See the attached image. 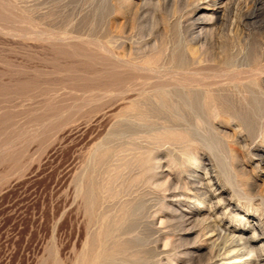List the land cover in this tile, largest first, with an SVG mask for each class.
<instances>
[{
    "label": "rangeland",
    "instance_id": "rangeland-1",
    "mask_svg": "<svg viewBox=\"0 0 264 264\" xmlns=\"http://www.w3.org/2000/svg\"><path fill=\"white\" fill-rule=\"evenodd\" d=\"M213 1L0 0V264H233L210 230L264 231V0Z\"/></svg>",
    "mask_w": 264,
    "mask_h": 264
},
{
    "label": "bare ground",
    "instance_id": "bare-ground-1",
    "mask_svg": "<svg viewBox=\"0 0 264 264\" xmlns=\"http://www.w3.org/2000/svg\"><path fill=\"white\" fill-rule=\"evenodd\" d=\"M217 1L219 0H215L216 3H218ZM223 1V0H222ZM208 2V1H207ZM212 2H214L212 0ZM215 3V4H216ZM229 3V1H228ZM214 4V5H215ZM220 8V7H219ZM209 12V13H208ZM207 13H204L203 17H209V14H212V19L217 17L218 18V14L219 11L216 8H213L212 10H209ZM201 16V18H202ZM222 18V17H221ZM219 18V19H221ZM210 19V18H209ZM206 21V20H205ZM217 21V20H216ZM219 21V20H218ZM201 37V36H200ZM210 169V168H209ZM211 177V176H210ZM207 178V177H206ZM209 179V178H208ZM212 180V179H211ZM199 182V181H198ZM202 181H200L201 183ZM214 182V181H213ZM196 183V182H195ZM216 186V185H215ZM199 187V186H198ZM211 188V186H210ZM223 189V188H222ZM206 191V190H205ZM206 195V194H205ZM193 198V197H192ZM218 199V198H217ZM222 202V201H221ZM216 207V206H215ZM210 209V208H209ZM212 209V208H211ZM210 209V210H211ZM215 209V208H214ZM215 211V210H214ZM227 212V211H226ZM223 213V212H222ZM225 213V212H224ZM211 214V213H210ZM209 216V215H208ZM198 217V216H197ZM211 217V216H210ZM188 218V217H187ZM209 218V217H206ZM205 218V219H206ZM213 218V217H212ZM195 219V218H193ZM198 219V218H197ZM200 219V218H199ZM210 219V218H209ZM187 219L185 218L184 221H186ZM208 220V219H207ZM193 221V220H192ZM191 221V222H192ZM212 221V219H211ZM210 221V222H211ZM190 222V221H189ZM196 222V220H195ZM200 222V221H198ZM197 222V223H198ZM209 221H207L208 223ZM262 222V221H261ZM206 223V222H205ZM213 223V222H212ZM259 223V222H258ZM199 225V223H198ZM206 226V224H204ZM213 225V224H212ZM196 226V225H195ZM204 226V227H205ZM210 226V225H209ZM206 226V227H209ZM212 227V226H211ZM216 227V226H215ZM220 227V228H219ZM217 227L214 230H210L211 232H209L207 235L210 238V241L212 242L213 240H211L212 237H216V239L222 238L225 240V243H223V241H221L222 246H216L213 245L212 248L210 249V253H211V259L213 260V262H219L220 260L225 259L226 260H232L233 264L236 263H242V264H251L252 262H256L255 264H261V261L264 260V231L262 230L261 227H255L254 225V229L252 232L251 236H245V229H241L238 232V235L236 233H233L232 236H230V231H228L227 229L222 228L221 226ZM227 227V226H226ZM201 228V226H200ZM203 228V227H202ZM228 228V227H227ZM190 229V227H189ZM212 229V228H211ZM202 230V229H201ZM209 230V229H208ZM200 231V230H199ZM235 232V231H233ZM199 233V232H198ZM205 233V232H204ZM202 234V233H201ZM206 234V233H205ZM202 237V235H201ZM206 237V236H205ZM205 237L203 239H205ZM207 238V237H206ZM214 239V238H213ZM209 241V242H210ZM216 240H214L215 242ZM256 241L258 243V246H255L253 243ZM210 242V243H211ZM219 244V243H217ZM208 245V244H207ZM220 245V244H219ZM209 246V245H208ZM211 246V245H210ZM263 262V261H262ZM254 264V263H253Z\"/></svg>",
    "mask_w": 264,
    "mask_h": 264
}]
</instances>
